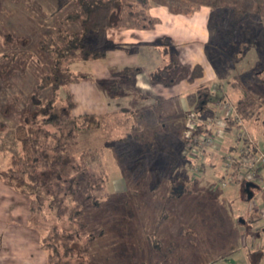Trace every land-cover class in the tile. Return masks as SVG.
Listing matches in <instances>:
<instances>
[{
  "label": "crops",
  "instance_id": "obj_1",
  "mask_svg": "<svg viewBox=\"0 0 264 264\" xmlns=\"http://www.w3.org/2000/svg\"><path fill=\"white\" fill-rule=\"evenodd\" d=\"M198 12L192 17H185L168 11L165 17H161L150 10L153 17L160 19L153 30H112L109 40L114 48L109 50L104 59L80 61L71 65L74 72L93 77L91 81L74 83L68 87L76 101L74 114L77 117L93 116L103 126L86 140L80 138L82 132L79 144L75 147L76 152L82 146H93L103 156V171L106 174L110 171L117 173L114 177L115 187L109 191L116 200L111 202V207L115 205V212L106 218L104 211L100 210L96 216L97 229L107 231L90 246L91 259L98 264L125 263L120 253L122 242L126 241L123 240L125 236H122L124 229L121 228L128 223L138 226L140 230L128 238L134 246L131 259L138 264H147L150 258L152 251L148 236L156 233L165 245L173 242L177 244L178 238L184 236V228L194 230L198 227L193 215L194 204L185 206L182 203L184 198L179 199L174 215L172 213L158 227L160 206L168 194L167 181L160 178L155 197L150 195L151 188H154L151 182L144 181L148 176L152 179L156 175L154 168L162 170L166 162L176 160L177 155H180L182 134L193 113L187 96L201 84L210 87L223 84L215 62L208 55L209 24L207 29L198 25V21H195ZM164 40L168 41L165 45L171 47L170 51L159 48L158 45ZM196 66L202 68L201 76L193 75ZM125 68L138 69L133 81L128 79L129 76L119 74ZM153 74L158 75L156 80L152 79ZM109 81L117 83L115 91L109 88ZM121 139H127L126 144L136 160L145 162L148 171L144 173L143 181L137 179L139 175L134 172V166L125 169L117 158L114 148ZM152 145L156 146L155 152L151 151ZM19 150H22L21 145ZM9 153L12 154V151H0V168L7 166ZM138 192L146 196L140 200L133 218L119 216L124 205L131 206L129 198ZM124 195L126 202L123 205ZM40 238V231L29 221L28 199L0 180V264H47V253L41 249ZM200 241L192 248L193 252L190 251L194 264H264L263 259L252 262V255L257 251L248 252L246 249L244 253L241 250L230 257L216 260L205 242ZM126 246L128 244H123V251L128 250ZM172 253L175 254L176 250ZM180 258L178 262L181 263L183 256Z\"/></svg>",
  "mask_w": 264,
  "mask_h": 264
},
{
  "label": "trees",
  "instance_id": "obj_2",
  "mask_svg": "<svg viewBox=\"0 0 264 264\" xmlns=\"http://www.w3.org/2000/svg\"><path fill=\"white\" fill-rule=\"evenodd\" d=\"M73 1L75 6L64 16V23L55 26L51 33L38 42V51L48 60V64L35 89L26 97L28 105L14 109V101L0 104L3 116L16 117V138L22 146L21 155L13 156L7 167L0 168V180L28 199L29 221L40 231L41 249L47 253V264H98L91 259L90 246L107 233L105 229H97V220L89 219V212H97L104 207L108 178L106 175L97 176L87 165L86 154L78 155L74 151L83 130L99 129L102 123L93 116L77 117L74 114L76 101L68 90L71 84L91 81L93 77L74 72L71 65L80 61L104 59L109 50L114 48L109 40L112 30H153L159 19L150 14L152 1L163 3L173 15L185 17H192L200 9L209 8L210 30L214 28L215 16H224L221 19L225 28L223 38L228 41L235 39L238 29L247 22L264 25V0ZM0 37L11 50L0 57L6 59L5 64L0 65V76L6 81L13 69L20 68L24 73L34 54L13 49L14 46L24 48L20 37L1 32ZM137 72L136 68H125L119 74L127 75L133 81ZM193 75L201 76L202 68L196 66ZM157 77V74L152 75V79L156 80ZM108 85L114 91L117 88L115 81H109ZM2 89L0 84V98ZM212 96L213 92L207 84L199 85L187 96L188 104L198 119L207 117L213 102ZM255 104L253 94L246 89L244 97L236 103L237 113L244 122L253 116ZM230 124H233V120ZM126 141L121 139L118 144L122 145ZM150 148L155 152L156 146ZM115 152L124 163L134 159L126 146H120ZM185 158L181 156V159ZM195 181L193 179L192 182ZM247 184L243 183L245 190ZM248 189L253 192L251 187ZM188 192L187 189L183 191V187H172L170 197L175 196L178 200ZM50 219H53V225L42 226ZM167 220L166 210L161 213L158 227ZM40 221L43 223L40 224ZM182 235L187 236L184 230ZM148 238L153 251L160 254L165 251L157 235ZM175 250L172 247V251Z\"/></svg>",
  "mask_w": 264,
  "mask_h": 264
},
{
  "label": "rangeland",
  "instance_id": "obj_3",
  "mask_svg": "<svg viewBox=\"0 0 264 264\" xmlns=\"http://www.w3.org/2000/svg\"><path fill=\"white\" fill-rule=\"evenodd\" d=\"M74 6L75 2L73 0H0V32L20 37L24 48L14 46L13 49H21L22 51L34 54V57L30 58L24 73L18 68L13 69L10 76L6 77V81H3L0 76V84L3 86L0 98L1 105L5 101H14V109L28 105L26 97L35 89L41 73L46 70L48 64V60L38 51V42L43 36L51 33L55 26L63 24L64 16ZM150 7V10L155 15L161 17H165L168 12L166 6L161 2L152 1ZM210 17V9L202 8L197 13L195 21H198V25L202 29H207ZM222 17L216 15L213 20L214 28L210 30L207 49L210 59L215 62L223 84L211 85L210 88H214L216 91L212 96L213 102L207 116L222 118V115L227 112L226 108L224 109L225 105H230L228 109L230 107L236 108L237 101L244 97L245 90L247 89L253 94L256 104L253 116L246 122H243L244 127L249 139L264 150V25L247 22L238 29L235 39L228 41L223 38L225 28L222 26ZM158 46L163 50L168 49L169 51L171 48L161 42ZM9 51H11L10 48L5 45L4 39L0 37V57ZM5 60L0 58V65H4ZM180 71H182V68ZM183 71H185L184 68ZM11 110L10 108L9 111ZM3 112L0 111V151H12V154L9 153L8 165L13 156L18 157L21 155L22 150H19V145L21 144L16 138L18 121L15 116H3ZM102 127L101 124L99 129L83 130L80 138L83 140L89 139ZM231 127L227 132L225 141H223V146L219 150L211 148L205 151L204 156L199 159L187 156L184 129L182 134L183 145L180 149V155L176 157L177 159L169 163L166 162L165 167L162 168L163 171L160 168H154L156 175L152 179L149 176L144 179L145 182H151V185L154 187L150 190V195L154 197L156 196L160 178L167 181L168 194L165 197V202L160 206L158 218L166 210L168 219L170 218L173 211L179 206V199L176 202L175 196L170 197V190L172 187L175 189H182L183 187V191L187 189L190 192L182 197L184 198L182 203L185 206H192L194 204V220L197 219L198 221V227L194 230L188 229L189 227L184 228L187 236L178 238L177 244L173 242L165 245L159 239L165 251L160 254L153 251L150 247L152 252L150 258L146 261L147 264H194L190 251L191 253L193 252L194 249L192 250V248L197 246L200 240L205 242V246L210 249L216 260L225 259L241 250L244 253L246 249L248 252L257 251L252 255V262L257 263L261 255H263L264 263L263 195L259 191L247 192L245 187H243L244 185L240 183H233L231 186L225 187L222 182L225 174L224 165L221 161L222 155L223 153L226 154L234 151L237 144ZM120 146L128 147L126 143L122 145L116 143L114 149H118ZM76 150L77 148L74 149L75 152ZM102 152H104V149ZM76 153L78 155L81 153L86 154L85 161L97 176H107V192L105 191L108 193L105 194L107 201L101 211H104V217L110 218L115 212L113 210V206L115 205L112 208L111 202L112 200H116L109 191H112L115 187L114 181L116 179L114 177L117 173L110 171L106 174L103 171V156L98 151L96 152L93 146H82V149L80 148ZM183 155L186 156L185 159H181L180 156ZM131 156L133 155L131 154ZM121 163L125 166V169H127L126 167L131 168L134 166V172H136V175H139L137 179L139 178L142 179L140 181H143V175L148 171L146 170L148 168L144 161L136 160V157H134V159H129L127 163L123 161ZM175 163L179 164L177 170L176 167L174 168L176 166ZM95 169L98 171L96 172ZM193 179L196 181L192 182ZM183 183L187 184L183 185ZM260 186L262 187V185ZM147 193L149 194V190ZM145 196L139 192L131 196L129 198L131 206L127 207L124 205L126 202V196L124 195L122 203L124 207L121 211L122 215L119 216L133 218L137 212L140 200L144 199ZM98 212H89V219L95 221V216L100 213ZM100 219L103 218L101 217ZM39 223L42 224L43 222L40 221ZM53 223V219H50L46 221V224L43 223L42 226L53 225ZM121 229H124V233L122 234V230L119 233L125 236L123 240H126L122 242L120 249V253L125 261L123 264H138L131 259L134 256V246L131 239L128 241V238L134 233L137 234L140 230H138V226L132 223L124 225ZM152 235H157L159 238L156 233ZM190 237L193 238L191 239ZM123 244H128L126 246L127 251H123ZM172 247L176 249L175 254L172 253ZM168 249L170 250L166 251ZM180 256H183L181 263L178 262L181 259ZM7 260L10 261L11 258H7Z\"/></svg>",
  "mask_w": 264,
  "mask_h": 264
},
{
  "label": "built area",
  "instance_id": "obj_4",
  "mask_svg": "<svg viewBox=\"0 0 264 264\" xmlns=\"http://www.w3.org/2000/svg\"><path fill=\"white\" fill-rule=\"evenodd\" d=\"M213 94L216 89H211ZM225 105L227 112L222 118L207 116L198 119L193 113L184 131L187 156L199 159L205 151L223 146L229 128L237 140L236 148L229 153H223L221 161L224 165L223 186L228 187L233 183L257 182L264 191V150L249 139L244 121L238 115L235 107ZM233 120V124H230ZM225 154V155H224ZM264 202V201H263ZM264 216V207L262 208Z\"/></svg>",
  "mask_w": 264,
  "mask_h": 264
},
{
  "label": "flooded vegetation",
  "instance_id": "obj_5",
  "mask_svg": "<svg viewBox=\"0 0 264 264\" xmlns=\"http://www.w3.org/2000/svg\"><path fill=\"white\" fill-rule=\"evenodd\" d=\"M248 183H251V184H254V186L253 187H251V189H252V191L253 192H256V191H259L262 195H263V190H262V187L260 186V184L259 183H257V182H248ZM256 185V186H255ZM247 186V185H246ZM246 191L247 192H250L249 191V189L248 188H246ZM264 230V229H263Z\"/></svg>",
  "mask_w": 264,
  "mask_h": 264
},
{
  "label": "water",
  "instance_id": "obj_6",
  "mask_svg": "<svg viewBox=\"0 0 264 264\" xmlns=\"http://www.w3.org/2000/svg\"><path fill=\"white\" fill-rule=\"evenodd\" d=\"M254 185H252V184H247V187L249 188V187H253ZM249 193H251V192H249Z\"/></svg>",
  "mask_w": 264,
  "mask_h": 264
}]
</instances>
